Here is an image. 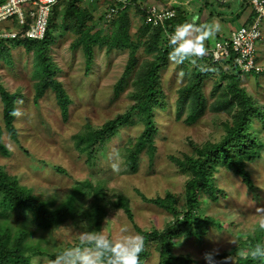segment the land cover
Instances as JSON below:
<instances>
[{"label": "trees", "instance_id": "trees-1", "mask_svg": "<svg viewBox=\"0 0 264 264\" xmlns=\"http://www.w3.org/2000/svg\"><path fill=\"white\" fill-rule=\"evenodd\" d=\"M80 1L67 0L61 11L58 10V3L53 5L42 39L15 37L0 40V59L5 60L7 64L10 63L11 46L21 45L27 52H32L33 76L36 78L33 101L37 102L48 88L52 89L60 115L65 119L69 113L71 99L62 83L54 77L56 66L49 54L53 38L50 32L51 28L58 26L55 21L57 15L60 13L61 17V24L58 27L69 29L75 34L71 47L81 48L85 58L86 75L92 67L94 45L104 44L107 52L113 49H127L128 58L119 82H123L132 74L133 89L129 93L132 102L124 112L107 119L99 126L86 124L84 131L73 135V140L75 148L81 154H85L86 161L92 164L107 142L119 134V129L131 124L134 120L133 115L138 116L143 123L142 130L134 138L126 139L116 151L127 171L135 172L143 151L150 163L155 155L154 135L158 128L154 119V109L165 105L160 69L169 61L165 30L168 33L173 32L180 24L181 16L186 19L188 10L186 8L180 10L179 5L173 4L174 16L165 20L163 26H154L144 21L146 11L141 6L144 0H109L102 18L110 22L111 31L104 41L93 38L94 34L91 32L93 26H88L83 16L87 8L82 6ZM134 5L135 11L140 13V23L132 34L130 32L132 16L129 10ZM111 7L116 8L114 13L110 11ZM255 15L251 9L245 25H248ZM139 48L151 56L140 60ZM205 54L208 56V64H195L188 80L177 90L175 117L178 120L182 113L186 112L183 121L191 124L203 114L207 103L202 84L204 79L210 76V72L205 69L211 66L217 68L220 82L215 84L212 95L218 94L209 106L217 112L228 114V117L221 121L223 128L221 137L215 141L207 140L201 143L190 140V152H182L181 156H169L178 171L187 176L182 200L170 190L149 197L135 188L141 200L163 209L171 216L165 225L149 230L141 228L134 221L130 198L118 189L109 193L103 181L96 183L90 179L76 181L61 201L54 205V201L51 203L33 194L29 187L19 182L15 174L7 172L0 165V264H31V258L36 255H47L53 264L55 257L66 248L55 245L52 239L47 240L46 232L68 219L75 225L81 224L83 230L95 234L100 230L106 215L112 210L122 211L142 238L138 264H143L152 249L157 252V264H190L194 261L189 252L176 251L178 245L175 241L177 238H183L187 242L203 244L209 229H215L217 232L224 229L225 222L205 211L207 205L215 203L220 196L227 194L216 183L214 173L221 167L231 171L240 177L242 184L251 194L256 191V185L251 172L247 169V162L261 158L264 151V103L242 85L244 75L234 62L232 53L219 61L213 60L210 49L206 48ZM260 73H264V70L248 75L256 76ZM18 97V93L9 91L0 82L3 128L15 142L19 141L14 125L17 114L15 103ZM0 153L5 156L11 153L4 142L1 125ZM53 168L59 173L66 172L59 165H54ZM16 214H22L23 220L17 221ZM231 224L232 222L229 223L228 229ZM259 224L254 226L252 232L243 234L237 231L236 243L220 253L219 257L224 258L233 254L236 257V264H264V258L253 259L248 255V251L256 244H264V229L260 228ZM30 226L38 227L40 232L39 239L35 242H32L33 230ZM42 242L47 246L42 245ZM74 246L84 247L79 239ZM245 247L247 252L243 255L241 250Z\"/></svg>", "mask_w": 264, "mask_h": 264}, {"label": "rangeland", "instance_id": "rangeland-1", "mask_svg": "<svg viewBox=\"0 0 264 264\" xmlns=\"http://www.w3.org/2000/svg\"><path fill=\"white\" fill-rule=\"evenodd\" d=\"M66 1L58 2V10H62ZM198 2L202 6H196L195 3ZM79 3L87 8L83 16L87 20V25L93 26L91 29L93 38L105 41L111 31L110 22L102 18L107 2L81 0ZM142 3V8L149 5L172 8L173 4H177L182 10L189 6L190 16H185L186 19L181 16L180 24L189 22L188 19L193 15L201 16L196 21L197 25L218 22L220 30L214 37L204 42L205 48L208 49L213 47L216 40L229 37L231 31L243 25V18L248 16L251 10L250 3L247 4L245 0H144ZM135 9L134 5L129 10L132 16L130 30L132 34L140 23V13L138 14ZM240 9V15L237 17L235 12ZM215 10L221 13L220 17L214 14L211 17ZM230 15H233V18L228 17ZM55 21L58 26L61 24L60 13ZM58 26L51 28L50 36L53 38L49 54L56 66L54 77L62 83L71 99L68 116L62 119L53 90L50 88L37 102L33 101L36 81L33 76V54L27 52L21 45L11 46L10 63L7 64L5 60L0 59V82L9 91L19 95L15 103L17 114L14 119L19 141L10 139L8 132L3 128L0 100V125L4 142L11 151L8 156L0 153V165L7 172L15 174L19 182L29 187L33 194L51 203L54 201V205L61 201L76 181L85 179H90L93 183L103 181L109 193L118 189L130 198L134 221L141 228L147 230L152 227L162 228L171 216L163 209L141 200L135 188L149 197L170 190L182 200L187 176L178 171L169 156H181L182 152H190V140L201 143L207 140L215 141L221 137L223 133L221 121L227 118L228 114L217 112L209 106L218 94L212 95L215 84L220 82L217 68L211 66L205 69L210 72V76L206 77L202 84L206 109L194 123L187 124L183 121L186 112L182 113L180 119H176L175 104L177 90L188 80L194 65L189 60L176 64L169 59L168 64L161 67L160 81L165 95V105L154 109L158 131L154 135L156 150L152 163L143 151L136 171L130 172L116 153L126 139L134 138L142 130L143 123L138 116L133 115V122L121 127L119 134L108 141L103 151L98 153L92 164H89L85 154H81L75 148L73 135L84 131L86 124L101 125L107 119L124 112L132 102L129 96L133 89L132 74L123 82H119L128 58V50L113 49L107 52L104 44L94 45L92 67L86 75L85 58L81 48L71 47L74 32ZM261 30L263 34L264 16L261 19ZM261 40L257 44L256 60L264 63V36ZM138 56L143 60L151 55L139 48ZM207 58L208 56L204 54L196 60L198 64L205 65L208 64ZM241 83L250 94L264 103V73L256 76L244 75ZM113 164L117 167L114 168ZM54 165L63 167L66 172L55 171ZM247 169L251 172L256 185V191L251 194L242 184L240 177L231 171L221 167L214 173L216 183L227 194L220 196L215 203L207 205L205 211L225 222V227L218 232L209 229L203 244L187 242L183 238L176 239L178 245L176 251L183 253L187 251L194 259L190 264H208L204 258L208 251L212 254L213 264H236V257L233 254L224 258L219 257V254L236 243L237 231L243 234L252 232L254 226L264 220V151L261 158L247 162ZM21 215H15L17 221L23 220ZM123 226L128 227L129 233L139 235L122 211L113 210L106 215L98 232H102L110 239H116L121 235L119 230ZM35 227L30 226L33 230L32 242L39 239L40 232L38 227ZM82 231L86 230H83L81 224L75 225L67 219L46 232L48 234L46 239H52L57 246L71 248L75 247L74 244ZM42 245L47 246L45 242H42ZM150 252L143 264H157V252L154 249ZM246 252V247L241 250L243 255ZM33 257L39 258V264H51L47 255Z\"/></svg>", "mask_w": 264, "mask_h": 264}, {"label": "built area", "instance_id": "built-area-1", "mask_svg": "<svg viewBox=\"0 0 264 264\" xmlns=\"http://www.w3.org/2000/svg\"><path fill=\"white\" fill-rule=\"evenodd\" d=\"M60 0H3L0 2V40L15 37L42 39L48 26L52 6ZM109 1V0H104ZM256 13L248 25H241L233 30L229 37L218 39L210 49L213 60L219 61L234 55V62L242 75L264 70V63L256 60L257 44L261 40V19L264 16V0H250ZM116 8L111 7L114 13ZM144 21L154 26L164 24L175 14L171 7L162 8L149 5L145 8ZM171 13V15H169ZM111 13H108L110 15ZM26 26V27H25ZM165 34L168 33L165 30Z\"/></svg>", "mask_w": 264, "mask_h": 264}, {"label": "clouds", "instance_id": "clouds-1", "mask_svg": "<svg viewBox=\"0 0 264 264\" xmlns=\"http://www.w3.org/2000/svg\"><path fill=\"white\" fill-rule=\"evenodd\" d=\"M198 19V15H193L189 22L177 25L174 31L167 35L169 59L176 64L189 60L195 65L196 58L202 57L206 52L204 42L220 30L218 22L197 25ZM113 167L117 165L113 164ZM259 227L264 228V220L260 222ZM119 231L121 235L116 239H110L102 232L93 234L82 231L79 241L84 247L66 248L55 257L53 264H138L142 238L129 233L127 226L121 227ZM248 255L253 259L264 258V244H256L248 251ZM204 258L208 264H213L210 253H205ZM31 264H39V258L32 257Z\"/></svg>", "mask_w": 264, "mask_h": 264}, {"label": "crops", "instance_id": "crops-1", "mask_svg": "<svg viewBox=\"0 0 264 264\" xmlns=\"http://www.w3.org/2000/svg\"><path fill=\"white\" fill-rule=\"evenodd\" d=\"M249 1H250V0H249ZM245 2L247 3L248 1L245 0ZM248 4H249V2H248ZM195 5H196V6H197V5L202 6V5H200L199 2H198L197 4L195 3ZM239 7H240V6H239ZM241 7H242V5H241ZM184 8H186V9L188 10V12H187L188 14H187V15L190 16V13H191V12L189 11V10H190V9H189V6L184 7ZM251 9H252V8H251ZM240 11H241V9H240L239 11L237 10V11L235 12V14H236L237 17H239V15H240ZM250 12H251V10H250ZM233 13H234V12H233ZM213 14H214L215 16H218V17L221 16V13H220L218 10H215L214 12H212V13H211V17L213 16ZM249 14H250V13H249ZM198 17H199V16H198ZM228 17H232V18H233V15H230V16H228ZM199 18H201V16H200ZM248 19H249V15L243 18V25H245V23L248 22ZM198 20H199V19H198ZM232 30H233V29H232ZM231 32H232V31H231ZM231 32H230V33H231ZM222 34H223V33H222ZM263 36H264V31H263V34H262V39H263ZM261 41H263V40H261Z\"/></svg>", "mask_w": 264, "mask_h": 264}]
</instances>
